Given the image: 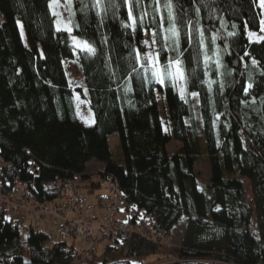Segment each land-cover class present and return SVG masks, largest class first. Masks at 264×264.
<instances>
[{"label": "trees", "instance_id": "16d2710c", "mask_svg": "<svg viewBox=\"0 0 264 264\" xmlns=\"http://www.w3.org/2000/svg\"><path fill=\"white\" fill-rule=\"evenodd\" d=\"M173 4L181 17L178 47L165 42L159 23L167 9L155 12L154 0L134 8L135 31L124 26L131 23L124 0L98 6L72 0L71 32L57 31L49 0H0V186L22 183L30 197L50 202L55 181L107 176L125 195L130 221L152 216L160 230H170L187 217L176 261L152 264H264V41L246 33L259 29L260 9L255 0ZM145 31L158 33L154 46L162 67L171 58L182 60L184 97L176 82L166 77L161 84L136 62L137 50L144 60ZM73 34L96 55L77 48ZM73 58L83 76L87 125L65 67ZM113 134L117 158L108 144ZM171 140L179 147L168 152ZM203 155L207 182L196 170ZM91 159L103 168L86 173ZM243 179L254 209L245 203ZM7 211H0V264H145L139 258L156 249L152 237L116 234L94 262L77 260L72 244L54 242L46 230L29 225L24 254L20 216ZM253 217L258 237L251 234Z\"/></svg>", "mask_w": 264, "mask_h": 264}, {"label": "rangeland", "instance_id": "374dc122", "mask_svg": "<svg viewBox=\"0 0 264 264\" xmlns=\"http://www.w3.org/2000/svg\"><path fill=\"white\" fill-rule=\"evenodd\" d=\"M255 2L257 4L258 8L261 9V11H260V29L258 31L248 29L246 33H247V37L249 40H256L255 37H253L251 39L249 38V36H248L249 32H255L257 36H264V32L261 31V28L264 27V23H262V22H264L263 8L261 7L259 0H255ZM55 11H57L61 14L59 17L54 16L55 28L58 27L57 19H59L60 20V25H59L60 29H64L65 26L72 29L71 18H70V15L68 13V10L66 9L65 0H60V7L56 8ZM51 12H53V9H51ZM2 20H3V15H2V13H0V23L2 22ZM17 26H18V29H19V32H20V35L22 37L23 42L26 43L25 33L23 30L22 22L20 20L17 21ZM73 36H75V35L73 34L72 38H73ZM152 39L153 38H152L151 33L145 31V33L143 35V42L145 40H148L149 44L151 45V47H149V46H146L144 44L145 53L146 52L156 53L155 46H154V44L151 43ZM65 67H66V71L68 74L69 83L72 85V87L73 88L83 87V76H82V73L79 69L77 62L74 60H67L65 62ZM176 83H177L179 95L181 97H184V91H183V96L181 95V88H183L182 81H179ZM83 92L81 90H74L73 93H74V97H75V104H76L77 112L82 117V120L84 121L87 118L88 111H87L86 101H85L84 96L82 94ZM192 100L194 102L195 98L192 97ZM158 104H159V109L161 111V118L163 119V113H164V107L163 106L164 105H163V102L160 99V97L158 98ZM165 125H166V123H165ZM108 144H109V148H110V151L112 153V156L114 158L119 157L120 156L119 140L115 134L110 135L108 137ZM178 147H179V143L175 140H171L166 145V149L168 152H173ZM198 161H199L198 165L196 166V170L199 173L198 179L202 182H207L209 180V176H210V169H209L208 162L205 159V155L201 156ZM102 168H103V163L96 161L94 159L89 160L85 164V170H86L85 172L86 173H93L98 169L101 170ZM14 186H16V184ZM94 188L100 189V187L94 186V185H92L88 189H94ZM19 189L22 192H20V191L16 192L15 190L13 191V195L15 197H16V195H19V193H25V191H23L24 190L23 186L19 187ZM243 191H244L245 203L254 209V203L252 200V198H253L252 191H251L250 185L248 183V180H246V179H243ZM54 196L57 197L55 194H54ZM105 196L107 197V199L106 198L105 199L104 198H98V200H97V201H99L98 203L94 202V201H96V198H94L93 196H91L90 198H87V197L86 198L89 201L95 203L96 205L103 202L102 205L106 206V209L104 211L105 215H110L112 213L109 206H108L110 204V206L113 209V216L118 218L121 221V223L118 221H115L111 218L109 220H105L104 217L102 216L103 211H102V213H100V210L97 211L98 212L97 214L99 215L98 221L101 222L104 220L106 222L105 226L103 227L105 233H100L101 236H99L98 231H96V229H95L94 235L96 236V239L94 240L92 246H91L92 243H91L90 239H81L77 236H72L70 234L61 232L60 228H59L61 220H58V224H53V222L50 219L51 218L50 216L45 217L43 214L40 215V213L36 209L33 208L32 203L30 201V196H28L27 200H25L23 202V206L21 207L20 211L18 213H16L22 219L21 220L22 225L20 224V227H21V229H20L21 230L20 247H21L22 252L24 254H26L23 237L26 234L27 227L29 225H32V226H37L43 230H46V232L49 233L51 240L54 242L63 240V241H66L68 244H72L74 246V256H75V259H77V260H86L89 262H94L95 256L99 255L101 253V251L103 250L105 245L112 243L113 238L115 237L116 234L117 235L121 234V235H124L127 237H131L132 234H137V235L146 239V238H149L148 233H150V235H152L153 240L151 238H149V239L152 240L153 244L156 245V249L152 254L147 255L145 257H142V258H139V259H143V262L145 264H152L153 262H173V261H176L178 249L180 248V244L182 242L184 232L186 229V225H187V217L186 216H181L180 220L170 230L162 229L163 230L162 232H159V230H160V228L158 227L159 224H158V222L156 223L155 218L153 220V223H155V229L156 230H151L152 226L148 222V216H146L145 218H142L141 220L136 218L137 221H134L135 223H133L134 227L123 226L129 220V217L127 218V216H129L130 211L128 212V209L125 208V206H124L125 204L120 206L115 201L113 202L114 198L116 197L113 194L106 193ZM60 203H61L60 200H58V198H55L54 200H52L50 202H46L45 205H48V204L50 206L55 205V204L59 205ZM7 212L9 214L12 213V215L14 214V212H12L10 209H8ZM150 220L152 221V219H150ZM118 223H120V224H118ZM98 224H100V223H98ZM121 224H123V225H121ZM147 225L149 227H147ZM157 228H159V229H157ZM251 229L253 232H255V230H257V228L253 225V223H252Z\"/></svg>", "mask_w": 264, "mask_h": 264}, {"label": "built area", "instance_id": "2783aa9c", "mask_svg": "<svg viewBox=\"0 0 264 264\" xmlns=\"http://www.w3.org/2000/svg\"><path fill=\"white\" fill-rule=\"evenodd\" d=\"M98 184H102L105 191L116 196L113 202L115 201L120 206L126 203L125 195L123 196L121 194L120 189L115 181L107 176L102 178L96 175L78 178L76 181L63 183L56 181L53 182L51 187L53 188L54 194L57 196L56 198H58V200L61 202L59 207L55 205L50 206L49 204L45 205L46 202H40L34 197H30V201L33 208L36 209L40 215L43 214L45 217L50 216L53 224H58V220H61L59 225L61 232L77 236L81 239H90L92 246L94 240L96 239V236L94 235L95 229L98 231L99 236H101L100 233H105L103 227L105 226L106 222L104 220L101 222L98 221V209H102V216L105 220H109L111 218L116 221V217L113 216V209L110 204L108 206L112 213L110 215H105L104 211L106 206L102 205L103 202L96 205L80 194L81 189H88L92 185L96 186ZM21 186L24 187L22 183L18 182L14 188L9 190L0 186V211L10 209L15 214L20 211L21 207L23 206V202L27 200L29 196L25 189L23 190L25 193H19V195H16V197L13 195L14 190L16 192H22L19 189ZM105 198L107 199L106 196ZM70 211H72L73 214L70 215ZM132 213L134 214L135 212ZM150 219H152V221ZM21 220L22 219L20 217L19 225H22ZM153 220L154 218L152 216H148V222L152 226L151 230H155V223H153ZM133 223L135 222L128 220L125 225H121L134 227ZM162 231L163 230H159V232ZM148 237L150 238L152 235L148 233Z\"/></svg>", "mask_w": 264, "mask_h": 264}, {"label": "snow or ice", "instance_id": "6c2138e0", "mask_svg": "<svg viewBox=\"0 0 264 264\" xmlns=\"http://www.w3.org/2000/svg\"><path fill=\"white\" fill-rule=\"evenodd\" d=\"M140 0H124V3L128 5V19L131 23L125 24V27H130L132 31L136 30L137 25V17L134 15V8L139 4ZM101 3V0H96V5L98 6ZM154 3L156 5V8L154 9L155 12H161L162 9H167V16L164 17L163 15L160 16V23L159 27H162L165 32L164 40L167 42V40L172 39L174 44L178 47L180 43V31L177 27L178 21L181 19L180 16H178L175 13L174 10V4L173 0H154ZM259 3L262 8H264V0H259ZM71 5L72 0H65V6L66 9L71 14ZM49 8L53 9L52 15L59 17L61 14L57 11H55L56 8L60 7V0H50ZM197 12L199 9L196 10ZM147 13H145L146 15ZM264 23V22H262ZM167 25V27H164V25ZM57 31H60V20L57 19ZM235 27V25H233ZM65 31L71 32L72 29L65 26ZM261 31L264 32V27L261 28ZM153 39L151 41L152 44H156L157 41L155 40V37L158 35L157 32L151 33ZM201 44H203V32L201 31ZM234 35V33H229V36ZM249 38L255 37L256 40L264 41V36H257L255 32H249L248 33ZM215 39V37L213 38ZM74 44L77 48H79L81 51L87 52L89 55H96L97 49L92 46L88 41H82L77 39V37L73 36ZM144 44L146 46L151 47L148 40L144 41ZM144 60H141V53L139 50L136 51L135 60L137 63L140 64V67L144 69V73H151L152 77H154L159 83L164 84L165 78L171 79L173 82H179V81H185V69L183 67V62L179 58H171L169 59L166 66H161L160 60H159V52L153 53V52H146L143 53ZM207 60L208 57H205ZM257 62L253 60V64H256ZM133 72H137V69L135 67L132 68ZM137 75H143L142 73L137 72ZM252 85L249 84L248 88H251ZM247 92V89H245ZM181 95L183 96V88H181ZM193 95H196L193 93Z\"/></svg>", "mask_w": 264, "mask_h": 264}, {"label": "crops", "instance_id": "0c3cea01", "mask_svg": "<svg viewBox=\"0 0 264 264\" xmlns=\"http://www.w3.org/2000/svg\"><path fill=\"white\" fill-rule=\"evenodd\" d=\"M80 116V115H79ZM80 120L84 123V124H89L90 123V121H91V117L89 116V114L87 115V118H86V120H82V117L80 116ZM99 170V169H98ZM97 171V170H96ZM80 193H81V195L82 196H84L85 198L87 197V198H90L91 196H93L94 198H96V201H94L95 203H98L99 201H97L98 200V198H104L105 199V194H106V191L103 189V187L102 186H100V189H96V188H94V189H81L80 190ZM55 206H57V207H59L60 206V204L59 205H56L55 204ZM100 210V213H102V209L101 208H99L98 209V211ZM69 214H72V211H70L69 212ZM252 223H253V225L257 228V226H256V221H255V219L253 218L252 220H251V222H250V230H251V234L254 236V237H258V230H255V232H253L252 231Z\"/></svg>", "mask_w": 264, "mask_h": 264}, {"label": "bare ground", "instance_id": "6f19581e", "mask_svg": "<svg viewBox=\"0 0 264 264\" xmlns=\"http://www.w3.org/2000/svg\"><path fill=\"white\" fill-rule=\"evenodd\" d=\"M49 2H50V0H49ZM260 9V8H259ZM260 11H261V9H260ZM259 29H260V25H259ZM258 29V30H259ZM258 30H255V31H258ZM148 32V31H147ZM145 33V32H144ZM252 41H254V40H252ZM70 60H74V61H76V59H70ZM177 84V83H176ZM71 85V84H70ZM71 87H72V85H71ZM73 88V87H72ZM76 88H78V87H76ZM81 88V91L83 92V93H85V87H84V84H83V87H80ZM84 89V90H83ZM73 92H74V88H73ZM73 96H74V93H73ZM75 98V97H74ZM147 227H149L148 225H147Z\"/></svg>", "mask_w": 264, "mask_h": 264}]
</instances>
